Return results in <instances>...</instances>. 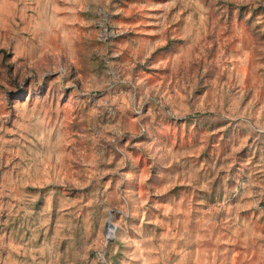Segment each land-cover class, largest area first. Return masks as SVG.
Returning <instances> with one entry per match:
<instances>
[{
    "label": "rangeland",
    "instance_id": "374dc122",
    "mask_svg": "<svg viewBox=\"0 0 264 264\" xmlns=\"http://www.w3.org/2000/svg\"><path fill=\"white\" fill-rule=\"evenodd\" d=\"M0 264H264V0H0Z\"/></svg>",
    "mask_w": 264,
    "mask_h": 264
},
{
    "label": "built area",
    "instance_id": "2783aa9c",
    "mask_svg": "<svg viewBox=\"0 0 264 264\" xmlns=\"http://www.w3.org/2000/svg\"><path fill=\"white\" fill-rule=\"evenodd\" d=\"M110 231H111V227L108 228V233H110ZM107 235H108V234H107Z\"/></svg>",
    "mask_w": 264,
    "mask_h": 264
}]
</instances>
